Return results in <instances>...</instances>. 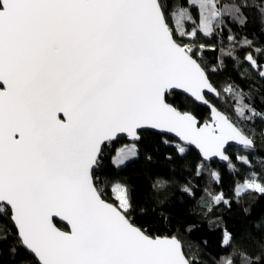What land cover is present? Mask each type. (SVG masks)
<instances>
[{"label":"snow or ice","instance_id":"obj_1","mask_svg":"<svg viewBox=\"0 0 264 264\" xmlns=\"http://www.w3.org/2000/svg\"><path fill=\"white\" fill-rule=\"evenodd\" d=\"M257 93L264 0H0V264L5 254L7 264H205L194 211L230 250L211 264H264V214L253 219L241 203L264 197L253 166L264 147ZM146 140L174 153L165 159L181 175L197 150L195 182L168 191L157 179L135 196L126 175L105 171L106 153L119 171ZM233 143L251 175L228 197L215 191L223 177L213 164L239 172Z\"/></svg>","mask_w":264,"mask_h":264},{"label":"trees","instance_id":"obj_2","mask_svg":"<svg viewBox=\"0 0 264 264\" xmlns=\"http://www.w3.org/2000/svg\"><path fill=\"white\" fill-rule=\"evenodd\" d=\"M257 25L249 23V30H253ZM203 40V38H201ZM207 42V41H205ZM216 53L207 52V56L209 59H213ZM215 79L222 80L223 76L216 77ZM264 95V93H257L256 104L258 107L260 104V96ZM178 103H184L186 106L197 112H206V109L193 105L190 101H186L183 97L180 98ZM259 126V125H258ZM127 143L126 140H120L117 144L113 145V149L118 147L120 144ZM153 147H158L153 144L151 140H146L144 146L142 147L141 157L139 160L135 162H130L126 168L122 170H117L115 166L111 163V156L115 153L114 151H109L106 153V157L103 160L104 169L107 173L112 175H126L129 184L132 186L133 194L135 196H140L145 193L151 194V185L157 179H163L168 182V191H176V184L182 183L184 179L193 180L195 182L194 177L191 175L192 172V164L195 162L197 157L196 150H191V152L184 158L183 164L185 167L183 168V174L177 172L173 173L171 171L175 165L169 163L165 159V154L174 155L170 150H166L164 148L159 149V153L152 152ZM147 149L152 155V162L146 163L144 161L143 152ZM258 156L253 157V166L258 175L264 179V169H262L261 164L259 163L260 159H264V147H261L259 144L257 145ZM246 155L242 149L238 148H229V155L233 156L234 163L236 167L239 169L238 173L230 172L227 168V165H221L219 162L215 161L213 167L219 169L222 173V184L215 186V191H223L226 196H232V190L234 187V183L236 181H243L245 177H250L251 173L248 168L244 165L240 164L239 161L235 160V155ZM177 163H180L177 160ZM179 195V192H176ZM203 194V193H202ZM241 203L248 207L251 211L252 218H257L260 215L264 214V197H258L255 193H249L243 196ZM224 219L227 223L229 229L234 232H239L241 230V221L237 217H233L231 215H225ZM189 222L195 225L194 231L191 233V236L194 240L202 241L207 239L208 244L207 248V256L208 260L205 261V264H211L214 260H220L229 255L230 250H226L219 245L220 233L219 230H212L207 227V221L201 218L198 212L194 211L192 215L189 217ZM251 224V221L249 222ZM259 237H251L247 238L245 242H243V246L255 248L256 243L259 241ZM240 243V242H238ZM5 264H7V254L4 257Z\"/></svg>","mask_w":264,"mask_h":264},{"label":"water","instance_id":"obj_3","mask_svg":"<svg viewBox=\"0 0 264 264\" xmlns=\"http://www.w3.org/2000/svg\"><path fill=\"white\" fill-rule=\"evenodd\" d=\"M198 106H199V105H198ZM126 141H127V140H126ZM230 148H238V149H241L240 146H238V145H236V144H234V143L231 145ZM193 150H195V149H193ZM196 152H197V150H196ZM216 161L219 162L221 165H224V166L226 165L224 162H220L219 160H216Z\"/></svg>","mask_w":264,"mask_h":264}]
</instances>
